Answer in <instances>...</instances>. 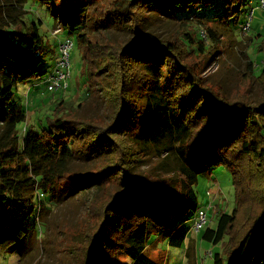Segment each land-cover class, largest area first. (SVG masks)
Returning <instances> with one entry per match:
<instances>
[{
	"label": "trees",
	"instance_id": "trees-1",
	"mask_svg": "<svg viewBox=\"0 0 264 264\" xmlns=\"http://www.w3.org/2000/svg\"><path fill=\"white\" fill-rule=\"evenodd\" d=\"M30 1L2 0V5L23 7ZM33 1L48 5L68 36L76 37L90 91L102 98L108 113L103 122L79 117L80 105L62 100L51 116L22 130L28 111L13 102L15 89L20 83L45 84L52 71L40 68L47 50L37 40L34 24L0 17V249L22 234L40 237V208L52 204L56 189L65 186L70 198L106 193L102 221L87 250L91 262L116 264L121 255L130 264H160L146 255L150 241L161 238L173 248L185 244L188 230L180 221L200 209L199 177L224 166L233 175L236 205L217 216L215 228H203L201 239L222 245L220 252L211 253L213 264H225V258L232 264H245L248 256L253 260L264 242V209L236 246L226 250L223 245L231 243L242 212L243 181L234 162L247 158L262 167L257 170L264 182V68L247 63L243 77H254L257 70L263 85L262 97L252 104L221 98L186 60L192 54L207 57L200 33L209 39L214 35L200 20L215 9L216 0ZM247 3L226 0L222 13L211 19L232 28L230 20ZM150 13L180 21V37L164 40L145 32V14ZM195 26L201 27L199 39ZM116 28L130 30L134 37L121 47L94 38L96 32ZM120 137L130 144L121 148ZM153 149L157 162L143 169L138 164L152 159ZM111 156L117 161L95 167ZM186 257L189 264L196 260L191 240Z\"/></svg>",
	"mask_w": 264,
	"mask_h": 264
},
{
	"label": "rangeland",
	"instance_id": "rangeland-1",
	"mask_svg": "<svg viewBox=\"0 0 264 264\" xmlns=\"http://www.w3.org/2000/svg\"><path fill=\"white\" fill-rule=\"evenodd\" d=\"M215 9L210 11L201 23L206 24L213 31L214 37L206 38L205 44L209 49L207 57L203 55L187 56V63L193 66L203 81V84L214 92H220L230 100L239 98L249 103L260 100L263 93L262 82L256 77L257 70L250 78H244L247 63L253 62V66L260 67L264 62V52H259V47L264 44V13L260 8V0H248L242 14L238 18L230 20L232 28L222 24L221 21L213 22L212 16L222 13L226 0H216ZM98 6L100 3H96ZM104 3H101V5ZM105 7V5H104ZM238 7H235L237 10ZM253 11L251 30L242 33V27L250 22L249 14ZM0 17L2 19H22L27 25H33L37 34V40H42L47 50L41 69L51 73L59 61V42L71 38L74 49L71 52V78L68 90L57 93L47 91L43 81H34L38 85L40 95L32 98L31 82L20 83L14 91V103L24 106L28 111V121L22 125L24 130L28 125L36 127L38 122L46 116H51L53 107L59 101L71 102L74 107H79L78 116L95 119L103 122L107 115L105 103L100 96L91 93L88 76L85 74L84 53L76 37L68 36L60 23L52 16L48 5L31 0L21 7L15 4L11 7L2 5L0 0ZM180 21L162 17L154 13L145 14L143 30L158 38L172 40L179 38ZM199 29L195 26L194 36L199 39ZM93 33V31L91 32ZM193 33V32H192ZM134 34L127 29H104L96 32L94 38L102 43L116 44L121 47L128 44ZM218 43H214V40ZM255 67V66H254ZM49 73V74H50ZM32 90V92H30ZM90 94V95H89ZM30 105V106H28ZM28 107H30L28 109ZM101 119V120H100ZM163 142L166 143V140ZM121 148L130 144L129 138H119ZM22 150V147L21 149ZM152 159L145 160L138 165L147 169L148 164L157 162L156 152L151 151ZM151 157V156H150ZM103 159V158H102ZM143 160V158H141ZM111 160V162H110ZM117 161L115 156L104 157L102 163L96 162L95 167ZM77 165H82L79 161ZM86 168L94 167V163H85ZM251 161L243 158L235 161L234 167L239 168L242 177L243 200L241 215L231 232V243L223 245L226 250L236 246L247 233L253 221L264 209V182L259 178V170L262 167L252 165ZM258 167V168H257ZM149 169H151L149 167ZM63 186L56 189L55 201L52 204L42 205L38 215L41 224L42 235L36 237L31 232L22 234L19 239L13 240L5 248L0 249V264H94L87 257L89 241L102 221V206L106 200L104 191H91L85 195L70 198L68 191ZM200 209H206L211 204L208 212L206 228H215L217 216L221 213H230L236 205V191L232 172L224 167H213L209 174L201 175L195 187ZM100 198V199H97ZM104 198V199H103ZM97 199V200H96ZM199 210L191 213L180 221L188 230V238L181 248H173L166 241L152 239L146 251V255L160 264H189L186 257L188 243L191 240L195 246V264H213L210 253L220 252L222 245L214 246L201 239L202 231H194L195 222ZM8 229V228H7ZM4 228V230H7ZM264 233V222L261 227ZM228 242L226 238L224 243ZM228 252V251H227ZM254 259L248 256L245 264H264V242L254 251ZM193 262L190 264H194ZM116 264H130L123 256L115 257ZM225 264H232L224 259Z\"/></svg>",
	"mask_w": 264,
	"mask_h": 264
},
{
	"label": "built area",
	"instance_id": "built-area-1",
	"mask_svg": "<svg viewBox=\"0 0 264 264\" xmlns=\"http://www.w3.org/2000/svg\"><path fill=\"white\" fill-rule=\"evenodd\" d=\"M260 8L264 13V0H260ZM254 11V10H253ZM253 11L251 17H253ZM251 19L250 22L246 23L242 27V33H247L251 30ZM200 37L204 40L207 38V34L202 30ZM74 49V43L71 38H67L65 41L59 44V61L56 63L52 73L46 79L45 84L50 92H59L61 90H67L69 88V79L71 78V52ZM260 69L264 68V62ZM212 205L206 206V209H201L198 212L197 219L194 226V231L198 233L201 231L208 222V212L211 210ZM211 256V253H210Z\"/></svg>",
	"mask_w": 264,
	"mask_h": 264
},
{
	"label": "crops",
	"instance_id": "crops-1",
	"mask_svg": "<svg viewBox=\"0 0 264 264\" xmlns=\"http://www.w3.org/2000/svg\"><path fill=\"white\" fill-rule=\"evenodd\" d=\"M41 83V82H40ZM33 87H35V89H36V91L35 92H33V94H32V98H37V97H39V95H40V89H38V85H36V84H33L32 85ZM30 92H32V90L30 91ZM28 106H30V105H28Z\"/></svg>",
	"mask_w": 264,
	"mask_h": 264
}]
</instances>
